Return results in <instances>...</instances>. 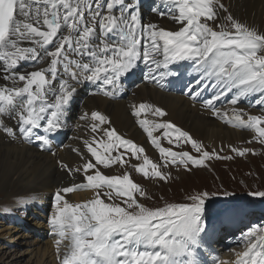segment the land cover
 <instances>
[{
    "label": "snow or ice",
    "instance_id": "obj_1",
    "mask_svg": "<svg viewBox=\"0 0 264 264\" xmlns=\"http://www.w3.org/2000/svg\"><path fill=\"white\" fill-rule=\"evenodd\" d=\"M162 3L166 12L152 11L168 15L178 30L143 24L134 0H0V132L13 139L19 135L28 143L35 139L46 148L52 143L50 135L64 126L76 84L97 85L103 95L112 97L122 78L140 62L146 68L145 79L161 87L167 77L180 74L173 66L186 63L194 77L187 85L188 94L195 99L211 89L203 104L213 116L252 132L248 143L264 145V32L230 14L226 23L210 24L224 8L220 0ZM229 96L230 111L215 107V102ZM246 99L259 107L260 114L238 106ZM147 113L157 118L167 113L146 103L132 107V115L159 153V163L114 128L103 127L110 122L99 111L79 117L91 121L93 135L83 140L89 155L72 148L85 160L82 166L57 163L68 176L81 174L83 179L56 190L48 218L59 264H205L202 241L209 193L188 197L190 203L152 208L140 202L146 193L127 171L107 175L100 170L142 159L130 164L136 173L166 182L168 174L162 169L169 165L190 171L207 167L206 161L231 158L205 150L169 121L141 118ZM4 117L15 125H6ZM161 139L171 147L162 146ZM181 145H190L197 155L173 150ZM231 151L244 156L252 150L232 147ZM86 189L94 191L92 199L71 203L65 198ZM248 195L264 198V191ZM239 243L244 250L234 253L231 264H264V227L242 233Z\"/></svg>",
    "mask_w": 264,
    "mask_h": 264
},
{
    "label": "bare ground",
    "instance_id": "obj_2",
    "mask_svg": "<svg viewBox=\"0 0 264 264\" xmlns=\"http://www.w3.org/2000/svg\"><path fill=\"white\" fill-rule=\"evenodd\" d=\"M134 3L137 4L136 10L143 24L151 22L166 30H178L179 25L171 20L168 15L161 16L158 12L152 11L153 8L167 11L162 0H134ZM220 3L224 6L223 9H218L220 18H226L230 14L240 22L261 31L258 25L261 26L264 22V0H220ZM21 67H28V65L22 64ZM187 68L188 65L186 63L173 66V69L180 73L178 79L175 80L173 76L167 77L162 82L164 87H161L145 79L144 73L146 72V68L140 62L133 72L122 78L120 89L112 97L103 95L97 85L90 83L76 84V92L69 106L64 126L56 133L50 135L52 143L46 148H42L40 142L35 139L31 143H28L19 137V135L13 139L0 132V198L3 199L0 202V216L12 213L4 212L8 210L2 205L10 204V201L13 202L18 197L23 198L27 195L29 196V194H34L36 196V203L29 201L30 204H27L30 205L31 211L25 212L21 210V214L25 217L39 218V221L36 220L34 223L20 221L21 226L19 228L15 226L14 222H9L8 220L9 226H14L10 230L17 233L20 230L27 237L29 236V230L39 232L44 227L43 224H46L48 220H45L43 217L41 218L36 213L44 211L45 201L51 199V193H55L58 188L67 186L72 182L79 183L82 181L83 177L81 174H76L70 178L67 172L61 169L57 161H62L73 168L82 166L85 160H82L80 155L73 152L72 148L79 149L85 157H88L89 154L82 140L90 139L93 134L89 127L91 123L90 119L84 121L79 119L85 112L90 114L92 111H99L110 122L103 127L114 128L118 134L129 138L137 145H141L142 143L147 145L146 150H149L150 153L156 149L149 144L147 134L137 123V118L132 115V107L140 103L162 108L167 115L160 119L171 122L191 136L193 135L200 139L204 138L212 146H216V144L220 145L230 140H243L244 142L249 138L251 140L252 132L242 131L224 123L218 117L213 116L212 111L203 104V101L212 95L211 89L203 92L195 99L188 94L187 85L194 77L187 72ZM2 82L0 80V83ZM227 99L222 98L220 101L215 102V107L221 111H230L232 106L227 103ZM251 99L254 100L255 98ZM201 105L205 106V109L199 108ZM238 106L251 114H259L260 111L259 107L254 104L250 105L247 99ZM141 118L156 120L150 113L142 115ZM3 120L8 126H14L16 123L7 117H4ZM160 132L162 130L158 131V135H160ZM155 133L154 135H156ZM112 170L104 174L111 175ZM125 171H127L126 168L121 167V169H118L119 174L117 173L116 175H122L120 173H124ZM239 177L240 174L236 176L237 181ZM211 194L209 193V195ZM65 198H68L71 203L78 201L77 195H72V193L67 194ZM251 198L254 197L251 196ZM255 198V200L261 199L260 197ZM237 201H241V199L234 200L230 198L227 202H223L220 208L223 211L227 210L228 214L239 213L237 208L239 202ZM246 204L251 207V200H247ZM254 204L259 207V210H256V214L262 215V206L257 202ZM214 213L217 215L219 212L215 210ZM18 214L20 215V211H18ZM19 215H15L14 218L17 219ZM27 221H30V218ZM0 224L7 228L5 223L0 221ZM24 227L27 229L24 230ZM64 245L63 247L65 248ZM51 246L47 242L44 246L37 249L41 259L35 264H42V260L46 256L49 259L51 258ZM53 259H50L47 263L53 264L55 260Z\"/></svg>",
    "mask_w": 264,
    "mask_h": 264
},
{
    "label": "rangeland",
    "instance_id": "obj_3",
    "mask_svg": "<svg viewBox=\"0 0 264 264\" xmlns=\"http://www.w3.org/2000/svg\"><path fill=\"white\" fill-rule=\"evenodd\" d=\"M222 20L224 22L226 21L224 17H222L221 21ZM258 27L261 28V32H264V22L261 24V26L258 25ZM192 138L201 142L204 145V149L209 147L212 150H216L219 154L227 152L234 145L237 148H249L252 151L246 153L244 156H239L238 158L237 154L231 153L229 155V157H231V161H227L228 163H221L218 159H214V162H212V160L206 161L207 167H192L190 171L185 170L183 166H173L172 168L168 167L167 169H162L168 174V179L166 182L160 181L158 179H155L153 182H148L147 180L141 181L136 180V178L133 177V180H135L137 183H140L141 185L139 184V186L143 188L146 193L145 197H138L141 203L148 207L156 208L162 207L168 203H190L191 201L188 199V197L204 193L206 191L212 194L215 193V195H209L207 200H214L223 196H229L224 195V193H230V195L242 194L246 196L249 192L264 191V147H258L261 146V144L255 141L248 143L247 141L250 139L249 138L246 140V142L243 140H230L221 143L220 145L216 144V146H211V143L205 141L204 138L200 139L193 135ZM165 147H171V145H167ZM173 150L189 151L192 155H197L191 149L190 145H181L179 148H174ZM145 155H147L151 160H153V158L158 160L159 158L157 150H153L151 153L145 152ZM130 162L133 163V160H130ZM111 173V175H116L118 173V168H113ZM239 174L240 177L237 181L236 176ZM76 193L78 197V203L84 202L94 197L92 190L86 189L77 191ZM84 194H90V196L87 199H83L82 196H85ZM231 198L234 200L241 199L240 196H233ZM16 199L17 200L13 202L10 201V204L2 205L8 210L4 212L12 213L4 214L3 217L0 216V221L5 223L7 227L5 228V226L0 224V264H35L41 259L37 249L44 246L47 242L52 245L51 247H53L51 255H54H50V259H55H53V264H59L56 255V245L54 242L55 238L51 234V229L47 233L48 236L46 235L45 239H41L37 232L32 230H29L28 237L27 235H24V233L19 229L18 233L16 231L10 230L14 226L12 224H10L12 226H9L8 216L19 215L18 211H20L21 214V210L25 212L31 211L30 205L27 204H30L31 201L36 203V196H34V194H29V196L27 195L23 198L18 197ZM252 199L255 200L256 198L254 197ZM2 200L3 199L0 198V202H2ZM253 200H251L252 205L256 202ZM257 201L260 202V204H264L263 200ZM16 202L17 204L15 205ZM46 209L47 213H49L50 206H47ZM40 214V212L36 213V215L43 217V214ZM46 216L47 214L44 217ZM20 217L24 223H34L36 220L39 221V218L32 221L28 216ZM28 218H30V221H27ZM50 236H52V239ZM64 244H67L66 241ZM63 245H61V247H63ZM64 250V247L61 248V255L63 254ZM45 258L42 260V264H48L47 261L50 260L47 258V256Z\"/></svg>",
    "mask_w": 264,
    "mask_h": 264
}]
</instances>
